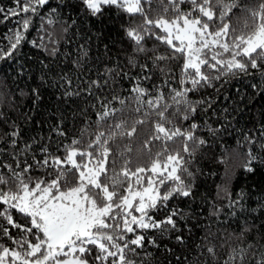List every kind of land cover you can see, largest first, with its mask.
Here are the masks:
<instances>
[{
    "label": "trees",
    "instance_id": "1",
    "mask_svg": "<svg viewBox=\"0 0 264 264\" xmlns=\"http://www.w3.org/2000/svg\"><path fill=\"white\" fill-rule=\"evenodd\" d=\"M236 2L239 6L226 22L236 30L233 34H240L250 30L245 29V24H252L250 12L264 0ZM23 3L0 0V49L8 51L16 31L23 35L12 55L0 59V165L15 168L18 160L21 168L25 162L33 165L30 175L34 178H54L53 168L35 167V161L46 155L41 149L46 147L53 156L63 158L65 147L73 140H78L76 147L83 150L101 131L107 138L112 131L126 132L135 121L144 120L136 125L132 137L117 135L109 142L108 176L119 173L125 161L135 170L150 166L157 153L164 159L168 153L180 151L190 161L187 167L193 175L184 174L183 179L191 185V195H176L166 207L150 210L156 220H163L176 209V227L166 226L164 232L144 230V247L128 258L134 264H264V61H258L256 69L249 66L246 71L220 75L189 92L187 99L196 111L183 120L182 107L180 115H172L177 108L171 97L173 90L192 88L182 74L184 59L179 54L171 59V48L151 35L142 42L147 51H135V42L125 30L141 24V15L129 16L107 6L93 16L81 0H48L37 6L35 14L21 12L5 19L10 9L18 10ZM165 7L171 9L168 0H151L148 14L153 19L160 15L171 18V11L164 13ZM190 8L188 0L181 4L183 11ZM26 18L31 22L24 30L22 21ZM220 24L216 19L212 30ZM156 55L169 59L154 61ZM224 58L228 59L227 53ZM202 70L213 77L219 75ZM137 84L148 93L141 98L143 105L133 99L136 94L132 88ZM161 94V109L171 105L167 115L173 124L166 127L174 125L183 130L192 123L198 125L196 135L205 143L193 155L183 153L182 137L174 141L150 139L159 117L147 100ZM105 107L120 111L101 121L99 114ZM119 122L124 124L122 129L110 127ZM26 146L30 147L26 150ZM0 172L7 174L8 169L0 167ZM77 178L73 169L68 180L75 183ZM12 215L18 223H25L15 210ZM0 224L9 227L2 218ZM10 232L13 238L21 235L18 229L10 228ZM128 238H133L132 234ZM148 238L155 244H149ZM0 244L15 247L12 239L2 234ZM95 255L93 248L86 256L89 264H97Z\"/></svg>",
    "mask_w": 264,
    "mask_h": 264
},
{
    "label": "snow or ice",
    "instance_id": "2",
    "mask_svg": "<svg viewBox=\"0 0 264 264\" xmlns=\"http://www.w3.org/2000/svg\"><path fill=\"white\" fill-rule=\"evenodd\" d=\"M47 2L24 0L23 7L10 9L5 19L18 16L21 12L35 14L37 6ZM81 2L93 16L101 14L107 6L120 9L129 16L141 15V24L125 30L126 35L135 42L136 52L147 51L142 42L146 35H151L171 48V59H176L177 54L183 57L182 74L192 88L173 90L174 95L171 97L177 108L172 115H180L182 107L183 120H187L189 114L196 111V107L187 99L189 92L198 86L210 84L212 79H219L220 75L234 73L236 70L246 71L249 66L256 69L260 66L258 61H264V2L250 12L252 24H245V29L250 30L240 34H233L236 30L226 22L233 9L239 6L236 0H188L191 4L188 11L181 10L185 0H168L171 9L165 7L164 13L171 11V18L160 15L155 19L148 14L151 11V0ZM19 3L20 0H17ZM145 4L149 5L148 9L144 7ZM216 19L221 24L212 30ZM30 22V18L24 19L22 28L27 30ZM157 29L159 33L155 31ZM22 39L21 32L16 31L10 39L8 51L0 49V59L12 55ZM225 53L228 59L224 58ZM165 59L169 57H153L154 61ZM129 62L134 64V58H130ZM202 69L217 71L219 75L213 77ZM184 83L182 79L181 85ZM132 92L136 94L133 99L137 105H143L141 98L148 94L147 91L137 84ZM163 100L162 94L147 100L148 107L154 109L159 117L150 139L174 141L182 137L183 153L193 155L205 143L196 135L198 125L192 123L188 129L183 130L174 125L166 127L172 125L173 121L167 115L171 105L165 104L161 109ZM117 111L120 110L105 107L99 118L104 121L114 117ZM136 111H140L139 106ZM144 122L137 120L130 130L112 131L107 138L101 131L83 150L76 147L79 141L73 140L71 146L65 147L66 155L63 158L53 156L46 147L41 149L46 155L43 160L35 161V167L53 168L54 178H34L30 175L33 165L25 162L21 168L18 160L15 168L11 164L0 165L8 169L7 174L0 172V205H3L0 218L9 226L0 224V234L12 239L15 245L10 248L0 244V264H89L86 256L92 254L93 248L97 264H109L110 258V264H134L128 257L138 255L137 250L144 247V230L164 232L167 231L166 226L174 229V217L178 215L176 209L163 220H156L149 212L161 205L166 207V202L176 195H191V185L185 183L183 175L192 176L193 173L187 167L190 161H186L180 151L170 152L164 159H160V153H157V158L151 161L150 166L136 167L135 170L130 168V161H125L119 173L108 176L107 162L111 154L109 142L114 141L117 135L132 137L137 131L136 125ZM110 127L122 129L124 124L119 122ZM15 143L13 140V146ZM29 147L26 146V150ZM76 157L85 162H78ZM67 165L71 168H66ZM73 169L78 173L75 183L68 180ZM103 177L108 179L105 181ZM125 184L127 187H124ZM166 185L171 187L163 191ZM12 210L21 214L25 223H18L13 218ZM10 228L19 230V238L11 236ZM129 234L133 238L129 239ZM181 239L177 237V240ZM148 243L155 244V241L148 238ZM208 251L211 253L213 250Z\"/></svg>",
    "mask_w": 264,
    "mask_h": 264
}]
</instances>
